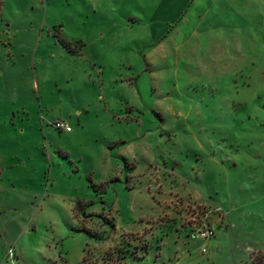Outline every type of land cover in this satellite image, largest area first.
Segmentation results:
<instances>
[{"label":"rangeland","instance_id":"1","mask_svg":"<svg viewBox=\"0 0 264 264\" xmlns=\"http://www.w3.org/2000/svg\"><path fill=\"white\" fill-rule=\"evenodd\" d=\"M0 205L27 264H264V0H0Z\"/></svg>","mask_w":264,"mask_h":264},{"label":"crops","instance_id":"2","mask_svg":"<svg viewBox=\"0 0 264 264\" xmlns=\"http://www.w3.org/2000/svg\"><path fill=\"white\" fill-rule=\"evenodd\" d=\"M83 114V113H82ZM83 118V117H81ZM67 132V131H66ZM71 133H74L75 130L72 129L70 131ZM127 139L126 138H118V139H113L111 140L110 143H114L113 146H115V143H123V148L120 149V152H119V155L122 156L125 160L126 159H129L128 157L130 158H133V151L131 150V144L125 142ZM127 143V144H125ZM139 143V142H138ZM140 144V143H139ZM121 145V144H120ZM137 153V152H136ZM113 152H112V148H110V152L108 154V160H109V164H105L102 169H103V180H101V182H98V180L96 182L100 183V184H97L95 182H93V184H95L98 189L97 190H100V191H104L105 193L108 191V183H109V179H111L113 177L110 176V173L112 172V170H115V168L113 169V167H111V163L113 161ZM116 169H118V174L123 177L124 175V170L121 166V164L119 162H117V166H116ZM4 174H5V171H4ZM4 177V176H3ZM92 179V178H91ZM107 186V187H104ZM104 187V188H103ZM191 198L193 200H200L199 199V195L196 193L194 194V196H191ZM6 210V207L3 206V205H0V244L2 242H4V245H5V251L4 253L1 252V246H0V264H27L28 263V259L25 257V254L22 250L21 247V239H22V236L21 235H18V236H15L12 235L10 236V238H4L5 236L2 237V234H4L5 232L6 233H9V228H10V231L13 232V229H14V224L12 226L11 223H4L1 219V214L3 213V211ZM160 211L162 210L161 208L159 209ZM38 215V213H37ZM105 220H108V218H104ZM16 222L18 221V225L20 227V230L22 229V227H24V223L25 221L20 219H16L15 220ZM85 221V220H84ZM119 225H121V223L119 224V222L116 224V226L118 227ZM115 226V225H114ZM28 232V228H26L23 232V234L27 233ZM125 233H133V232H124V233H120L118 234L114 241H111V238L109 237L108 240H106L105 242H102V244L100 245V243L98 244L99 247H100V250L99 252L94 256L95 258V263H98V264H105L103 262H106V259L103 258L104 257V253L113 248L114 246H116L118 244V241H119V237L121 235H124ZM11 234V233H10ZM1 238H4V239H1ZM113 240V239H112ZM2 241V242H1ZM108 241V242H107ZM3 244V243H2ZM20 246V247H19ZM13 248L14 249V257L11 258L9 257L8 255V252H6V249L8 248ZM9 248V249H10ZM18 249V250H17ZM65 252V247L64 245L61 247L60 244L58 242H54L53 241V245L52 244H49L48 245V249L46 248L45 249V252H43L39 258H36L34 259V261L32 263L34 264H77L78 260H75L73 261L70 257H64L63 254ZM3 253V254H2ZM10 260V261H9ZM80 261V260H79ZM30 263V264H32ZM87 262H85L86 264Z\"/></svg>","mask_w":264,"mask_h":264},{"label":"built area","instance_id":"3","mask_svg":"<svg viewBox=\"0 0 264 264\" xmlns=\"http://www.w3.org/2000/svg\"><path fill=\"white\" fill-rule=\"evenodd\" d=\"M55 126L58 129L64 130V131H71L72 127L70 126L69 123H66L64 121H57L55 123ZM197 237H200L201 239L204 240H209L211 239V237L214 235V230H212L210 227H206V228H199V230L195 233ZM206 242L202 245V251L206 252L207 251V247H206ZM8 255L9 257L13 258L14 257V249L10 248L8 250Z\"/></svg>","mask_w":264,"mask_h":264},{"label":"trees","instance_id":"4","mask_svg":"<svg viewBox=\"0 0 264 264\" xmlns=\"http://www.w3.org/2000/svg\"><path fill=\"white\" fill-rule=\"evenodd\" d=\"M92 185L95 187L96 190L98 189V187H97L95 184L92 183ZM77 206H78L77 208H78V210H79L80 212L83 213V212L85 211V210H84L85 207H82V204L79 203ZM99 238H100V237H99ZM102 239H103V238H102ZM121 253H122V255H121V254H120V255H121V259H122L126 254H129L130 251H129V250H125V251L122 252V250H121Z\"/></svg>","mask_w":264,"mask_h":264}]
</instances>
